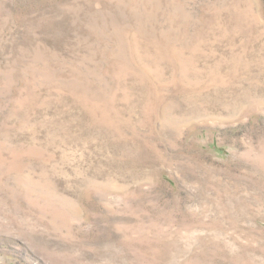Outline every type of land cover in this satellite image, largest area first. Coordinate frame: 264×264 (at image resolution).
<instances>
[{
	"label": "rangeland",
	"instance_id": "1",
	"mask_svg": "<svg viewBox=\"0 0 264 264\" xmlns=\"http://www.w3.org/2000/svg\"><path fill=\"white\" fill-rule=\"evenodd\" d=\"M0 264H264V0H0Z\"/></svg>",
	"mask_w": 264,
	"mask_h": 264
}]
</instances>
